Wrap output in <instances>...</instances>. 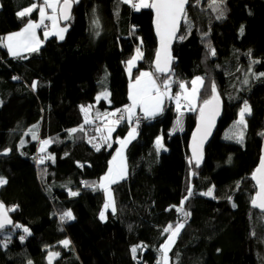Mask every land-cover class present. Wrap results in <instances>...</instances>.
<instances>
[{"label": "trees", "instance_id": "1", "mask_svg": "<svg viewBox=\"0 0 264 264\" xmlns=\"http://www.w3.org/2000/svg\"><path fill=\"white\" fill-rule=\"evenodd\" d=\"M40 1L0 0V37L35 19L37 11L24 18L17 12ZM211 2L191 0L190 24L184 22L179 35L184 38L174 45L170 75L153 67L152 11H136L122 0L75 1L71 19L64 21V39L51 37L23 58L4 56L0 46V177L7 180L0 186V201L14 209L8 213L22 226L0 232V264H49L47 251L64 240L70 242L67 253H59L52 264H157L158 249L169 235L163 229L185 221L177 208L189 188L193 195L184 211L191 215L169 252L171 264H264V213L251 204L256 192L252 173L264 142V0H223L220 19ZM138 47L143 59L131 79L142 70H151L159 83L172 77L174 97L183 80L201 77L199 106L186 113L182 133H171L178 115L174 98L136 129L137 138L126 150L127 178L111 186L116 211L109 208L101 220L106 195L97 185L117 140L129 123L136 128L139 115L116 125L115 139L107 143L97 131L105 124L103 115H97L129 105L127 61ZM213 83L223 114L196 167L189 163L190 141ZM104 91L108 99L97 101ZM244 101L251 108L246 127L233 131ZM89 105L88 118L94 119L85 124L81 106ZM182 106L187 107L183 101ZM33 126L38 139L29 132ZM81 126L83 131L69 135ZM240 131L242 143L236 138ZM160 136L163 147L157 151ZM43 140L51 143L42 153ZM210 188L214 197L201 195ZM69 210L74 219L62 222L60 216Z\"/></svg>", "mask_w": 264, "mask_h": 264}, {"label": "snow or ice", "instance_id": "2", "mask_svg": "<svg viewBox=\"0 0 264 264\" xmlns=\"http://www.w3.org/2000/svg\"><path fill=\"white\" fill-rule=\"evenodd\" d=\"M125 4H130L132 8L136 11L144 9H152L155 13V31L159 37L160 47L156 52L155 57V72L157 73H168L170 72V45L173 39L177 38L176 33L178 31L179 24L181 20H184L186 24H190L188 21V14L186 11V5L189 3V0H122ZM73 0H42L40 5L33 3L31 6L24 8L23 10L17 12L19 18H24L30 16L33 11L38 9L39 11V22H33L29 20L26 25L18 32L8 34L7 36L0 37V46L6 47L9 54L13 57H21L23 52H38L41 41L36 34V29L44 25L45 20L51 21V29L45 32V38L48 35H55L60 40L64 39V33L67 31V28L59 27L60 20L67 21L71 19L70 10L72 7ZM223 3V0H212L211 5L217 9L218 16L217 19L223 17V10L220 9L219 5ZM51 9V15L48 14L47 10ZM97 27L99 26L98 21L93 22ZM47 28V26H45ZM243 33V28H241V34ZM183 39L184 37H179ZM143 42L141 41V44ZM250 54V53H249ZM212 55H215V50H212ZM140 59H143V52L138 47L136 49V54L127 61V71L129 75L132 73V68L136 65V62ZM264 76V73L260 74ZM14 79H16L14 77ZM157 77L153 72L142 71L138 76L135 77L134 82L130 84L129 89V100L131 103L123 110L117 109L111 113L98 114L97 118H100V115L104 116L105 124L104 128L97 129L99 132H107V135H102V139L105 143L111 137V133L115 130V126L119 124L122 120L127 119L131 121L135 115V110L140 108L144 113L145 118H154L163 111V103L165 98L175 99L177 112H180L182 107V101L184 105L188 107L190 111L197 110V99L200 94V89L203 87V78L196 77L191 81V89L187 88L184 83L179 84L181 92L177 93L174 97L170 95L171 81L165 79L163 82L158 83ZM244 84L248 83V80L243 81ZM37 87L36 82H33L32 88ZM212 96L210 99H205L202 105L199 107V124L196 129V132L193 134L192 138V157L190 158L189 163H195L196 167H199L202 160V146L204 140L207 138V135L210 133L211 127L214 125L216 116L219 114V96L216 91V86L213 83L211 85ZM110 94L107 91L102 92L96 97L97 101L100 99H108ZM91 105L88 107L81 106V111L85 114V124H89L92 121L88 118V114L91 109ZM117 113H120L119 117L113 119L117 116ZM251 113V108L248 105L247 101H244L243 107L239 112V119L235 122L236 126L246 127L245 115ZM182 115V113H181ZM176 124L182 130V121L177 119ZM76 131H83V126L80 129H71L69 130V135L75 133ZM29 132L32 134L33 139H38V134L36 131V126H33L32 129H29ZM264 135V133H261ZM136 137V128H132L126 138L119 140L120 148L117 150L116 155L113 156L112 161H110V167L108 172L101 178L100 183L97 187L103 189L107 194V199L104 204V210L100 213V219H105V212L111 208L112 212L116 211L115 203L112 198L109 185L117 183L119 180H122L126 176L127 166L126 158L124 156V149L131 140ZM229 139L233 138L232 136L227 137ZM237 142L242 143L243 141V131H240L237 135ZM51 143V140L41 141L40 151L43 153L46 151V145ZM23 144V141H21ZM111 145L109 144V147ZM157 151L163 147L161 139L157 138L156 140ZM97 151H99V145L96 146ZM10 150H5L4 154ZM48 159H54L51 156L47 157ZM45 157H41L39 162L43 163ZM252 179L256 181L258 185V191L256 192L255 197L252 199V205L254 207L264 210V157L261 158L260 164L252 175ZM7 183V180L4 177H0V186H3ZM70 195L76 196L77 192H70ZM193 195L192 189H188L187 196L181 201L180 206L177 208L178 212H181L185 217L184 222H178L175 226L169 224L163 229V232L169 233L167 239L163 244L160 245L158 251L160 253V259L157 264H169V252L172 249V246L175 243L176 238L179 236L181 230L185 227L186 219L191 214L184 211V203ZM201 195L212 196L213 189L210 188L207 193H201ZM14 209H7L3 203H0V230L4 229L6 225H13L15 228H21L19 224H13V221L8 217V212L13 211ZM74 216L72 212L66 211L60 216V220H72ZM23 232L26 235H30V231L27 227H23ZM25 235L20 236V240L23 241ZM65 247L69 245L68 240L61 242ZM137 247H133L131 252L135 257L137 252ZM59 256L58 252H50L48 255L49 264H52V260ZM31 264V262H29Z\"/></svg>", "mask_w": 264, "mask_h": 264}, {"label": "rangeland", "instance_id": "3", "mask_svg": "<svg viewBox=\"0 0 264 264\" xmlns=\"http://www.w3.org/2000/svg\"><path fill=\"white\" fill-rule=\"evenodd\" d=\"M76 1H79V0H76ZM0 5H1V3H0ZM43 26V25H42ZM43 27H45V26H43ZM45 29V28H44ZM44 31H48V27L44 30ZM43 31V32H44ZM142 71H146V70H142ZM141 71V72H142ZM147 72H150V70L149 71H147ZM140 73V72H139ZM139 75V74H138ZM131 76H132V73H131V75H129V77H130V84L132 83V82H134V80H135V78L133 79H131ZM196 78V77H195ZM194 78V79H195ZM168 80H170L171 82H172V77L171 78H169ZM248 81H249V79H247ZM193 81V80H192ZM181 83H184L185 84V86L187 87V88H189V89H191V83H189L187 80H183ZM130 86V85H129ZM129 89H130V87H129ZM173 94V87H172V84H171V88H170V95H172ZM166 100H167V98H165V100H164V103H163V111L165 110V108H166ZM130 103H131V101H130ZM129 103V104H130ZM249 105V104H248ZM198 106H199V96H198V99H197V108H198ZM250 106V105H249ZM183 107V106H182ZM181 107V109H180V112L178 113V115H177V117L175 118V123H174V125H173V128L171 129V133H182L184 130H185V125H186V113L187 112H189L190 110L188 109V107H184V108H182ZM162 111V112H163ZM138 113H142L143 115H144V113L140 110V108H137L136 110H135V115L136 114H138ZM181 113H182V115H181ZM134 115V116H135ZM181 119V121H182V130H181V128L180 127H178L177 126V124H176V121H177V119ZM94 118L93 117H91V121L93 120ZM246 119V118H245ZM103 120L105 121V119H104V116H103ZM93 122V121H92ZM118 125H120V123L119 124H117V126ZM128 126H129V128H128V132L132 129V128H135V126L133 125V123L131 122V123H129L128 124ZM234 129H233V131L235 130V129H237V128H239V127H237L236 126V123L234 124ZM102 128H104V125L103 126H99V129H102ZM116 128L117 127H115V130H116ZM115 130L111 133V137H110V139L108 140V141H111V142H113V140L115 139L114 138V136H115ZM128 132H127V135H128ZM103 135H107V132L106 131H104L103 132ZM125 137V136H124ZM124 137H120V139L119 140H121V139H123ZM127 137V136H126ZM125 137V138H126ZM118 140V141H119ZM117 141V142H118ZM118 144H119V142H118ZM121 146H120V144H119V146L117 147L118 149L120 148ZM126 148V147H125ZM117 149V150H118ZM117 152V151H116ZM126 151H125V149H124V156H125V158H126V153H125ZM115 155H116V153H115ZM126 166H127V172H126V174H128V172H129V167H128V163H127V160H126ZM125 179V178H124ZM124 179H122V180H124ZM101 181V180H100ZM121 181V180H120ZM110 189V188H109ZM213 189V195L212 196H208V197H214L215 196V189L214 188H212ZM110 191H111V189H110ZM208 192V190L206 191V192H204V193H207ZM104 193H105V191H104ZM111 194H112V198H113V200H114V196H113V193H112V191H111ZM105 195H106V197H107V194L105 193ZM205 196H207V195H205ZM107 199V198H106ZM114 203H115V201H114ZM111 209V208H110ZM106 216H107V211L105 212V218H106ZM178 238V237H177ZM177 238H176V240H177ZM176 240H175V242H176ZM175 244V243H174ZM174 246V245H173ZM172 246V247H173ZM50 252H58V253H60V254H62V253H67V250L65 249V246L63 245V246H58V247H56V248H53L52 250H48L47 251V254L49 255V253ZM169 264H171V260H170V256H169Z\"/></svg>", "mask_w": 264, "mask_h": 264}, {"label": "water", "instance_id": "4", "mask_svg": "<svg viewBox=\"0 0 264 264\" xmlns=\"http://www.w3.org/2000/svg\"><path fill=\"white\" fill-rule=\"evenodd\" d=\"M190 4H191V0H189V3L186 5V11H187L188 7L190 6ZM73 8H74V2L72 3V7H71V10H70V15H72V13H73ZM150 10H151L152 13H153V21H152V25H153L154 33H155V36H156V39H157V50H158L159 47H160V44H159V37H158L157 34H156V31H155V25H154L155 13H154V10H152V9H150ZM183 24H184V20H181V22H180V24H179V27H178V31H177V33H176V37H177V38L173 39L172 42H171V45H170V49H169V51H170V55H171V61H170V64H169L170 72H168V73H164V74L158 73V74H160V75H170V74H172V72H173V70H174L175 57H174V54H173V48H174V45L176 44V42H177V40H178V38H179V35H180V33H181V29H182ZM156 52H157V51H156ZM155 57H156V55H155ZM154 61H155V58H154ZM154 61H153V67H154V70H155V63H154ZM156 73H157V72H156ZM219 101H220V103H219V114H218V115L216 116V118H215L214 125L211 127L210 133L207 135V138H206V139L204 140V142H203V146H202V154H203V151H204L206 145L208 144L210 138L212 137L213 133L215 132V130H216V128H217V125H218V123H219V121H220V119H221V117H222V114H223V104H222V101H221L220 98H219ZM198 124H199V116H198V120H197L196 128H195V130L193 131V134L196 132V129H197V127H198ZM193 134H192L191 141H190V150H191V152H192L191 145H192ZM262 157H264V142H263V144H262V149H261V155H260L259 162H258L256 168L254 169L253 173L255 172V170L257 169V167L259 166ZM253 173H252V175H253ZM252 181H253V183L255 184L256 192H257V191L259 190V189H258V185L256 184V181H255V180L252 179ZM256 192H255L253 198L255 197ZM0 203H2V202L0 201ZM251 204H252V202H251ZM252 206H253V205H252ZM253 207H254V206H253ZM254 208L257 209V210H259L260 212L264 213V210H261L260 208H257V207H254ZM8 217L12 220V218H11V216H10L9 213H8ZM12 221H13V220H12ZM13 224H14V221H13ZM12 227H13V225H11V224H10V225H6L4 229L0 230V232H1V231H4V230H6V229H10V228H12Z\"/></svg>", "mask_w": 264, "mask_h": 264}, {"label": "crops", "instance_id": "5", "mask_svg": "<svg viewBox=\"0 0 264 264\" xmlns=\"http://www.w3.org/2000/svg\"><path fill=\"white\" fill-rule=\"evenodd\" d=\"M74 2L76 1V0H73ZM42 3V0L40 1V2H38V3H36L37 5H40ZM144 9V8H143ZM37 11V17L35 18V19H30V20H32L33 22H39V19H40V17H39V11H38V9L36 10ZM34 12V11H33ZM47 12H48V14L49 15H51L52 13H51V9H48L47 10ZM29 21V20H28ZM26 25V24H25ZM24 25V26H25ZM23 26V27H24ZM43 26H47L48 27V30H50L51 29V21H49V20H45L44 21V25ZM43 26H41L40 28H38V29H36V34H37V36H38V38L40 39V41H41V45H40V48L39 49H41L44 45H45V43H46V40H48L49 38H51V37H57V36H55V35H48L47 36V38H45V32L46 31H44L45 29H46V27H43ZM22 27V28H23ZM59 27H61V28H68V26H66L65 24H64V20H60V22H59ZM21 28V29H22ZM45 28V29H44ZM20 29V30H21ZM19 30V31H20ZM44 31V32H43ZM15 32H18V31H15ZM67 32V31H66ZM66 32L64 33V37H65V35H66ZM11 33H14V32H10V33H2V37H4V36H7L8 34H11ZM58 38V37H57ZM1 51H2V53L4 54V56H8V57H13L12 55H10L9 54V52H8V50H7V48L6 47H3V46H1ZM28 53H31V52H23L21 55H25V54H28ZM139 61V60H138ZM137 61V62H138ZM133 68H135V66L133 67ZM132 68V69H133ZM146 71H149V70H146ZM150 72H152L151 70H150ZM155 75V74H154ZM156 76V75H155ZM157 82L159 83V80L157 79ZM168 99V98H167ZM166 103H167V100H166ZM143 115L142 113H138V114H136L135 116H133V118H132V120L131 121H133L134 120V118L135 117H137V115ZM144 116V115H143ZM117 127V126H116ZM128 132V131H127ZM127 136V133L125 134V137ZM124 137V136H123ZM124 137V138H125ZM123 138V139H124ZM135 138H137V130H136V137ZM158 138H160L161 139V143L163 142V139L161 138V136L160 137H158ZM120 139V138H119ZM118 139V140H119ZM117 140V141H118ZM134 140V139H133ZM133 140H131V142L133 141ZM130 142V143H131ZM130 143H128L127 144V146H126V148H125V151L127 150V147L129 146V144ZM118 146H119V144H118ZM118 149V148H117ZM117 149H116V151H117ZM116 151H115V153H116ZM115 153H114V156H115ZM126 153V152H125ZM126 160H127V157H126ZM112 161V160H111ZM109 167H110V164H109ZM109 169V168H108ZM108 172V171H107ZM106 172V173H107ZM127 175L128 174H126V176H125V178H127ZM103 176H105V174L103 175ZM102 176V177H103ZM113 184H111V185H109V188L111 189V186H112ZM107 198V197H106Z\"/></svg>", "mask_w": 264, "mask_h": 264}, {"label": "built area", "instance_id": "6", "mask_svg": "<svg viewBox=\"0 0 264 264\" xmlns=\"http://www.w3.org/2000/svg\"><path fill=\"white\" fill-rule=\"evenodd\" d=\"M125 108V106L124 107H122V108H119V109H121V110H123ZM117 110V109H116ZM119 115H120V113H117V116L116 117H114L113 119H116V118H118L119 117ZM146 118L144 117V116H142V115H139V117L136 119V123H137V125H136V129L139 131L140 130V128H141V126H143V124H145V120ZM127 122V119H125V120H122L120 123H126Z\"/></svg>", "mask_w": 264, "mask_h": 264}]
</instances>
